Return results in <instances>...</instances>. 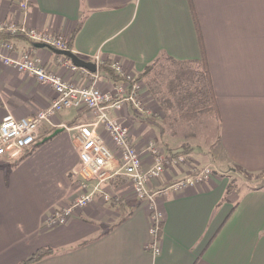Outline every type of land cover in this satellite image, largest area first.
<instances>
[{
    "label": "crops",
    "instance_id": "obj_1",
    "mask_svg": "<svg viewBox=\"0 0 264 264\" xmlns=\"http://www.w3.org/2000/svg\"><path fill=\"white\" fill-rule=\"evenodd\" d=\"M4 19L55 31L80 58L117 59L135 73L162 54L191 61L205 52L220 112L208 163L219 174L250 175L253 184L228 190L227 179L214 175L204 184L158 195L164 213L158 255L146 246L151 237L147 202L132 195L121 173L101 182L95 200L67 222L49 227L46 217L82 191L74 174L79 162L75 127L91 113L64 109L54 119L56 126L46 124L21 157L0 163V264H21L49 248L55 252L31 264H264V186L255 184L264 178V0H30L27 9L18 0H0ZM0 40L10 41L15 55L30 50L67 80L89 82L91 71L65 69L64 55L52 47L20 36ZM97 69L104 75L103 87L118 81ZM54 95L34 76L0 62V123L8 113L33 115ZM145 100L154 103V115L162 109L149 90ZM134 113L130 106L125 115L134 141L162 145L156 134L164 115L158 121L157 115L147 120ZM163 146L169 151L181 145L165 139ZM186 155L202 161L196 150ZM193 162L167 169L155 185L165 187L185 176Z\"/></svg>",
    "mask_w": 264,
    "mask_h": 264
},
{
    "label": "built area",
    "instance_id": "obj_2",
    "mask_svg": "<svg viewBox=\"0 0 264 264\" xmlns=\"http://www.w3.org/2000/svg\"><path fill=\"white\" fill-rule=\"evenodd\" d=\"M29 3L30 0H18L22 9H27ZM0 32L25 37L33 43L46 44L52 48L69 49L68 39L64 35L26 24L19 25L14 20H0ZM0 62L34 76L40 86L51 87L55 94L46 107L37 109L31 116L15 117L11 113L4 116L0 123V157H6L9 161L21 157L40 138L46 124L56 126L54 119L64 109L89 110L91 113L89 121L75 127L79 162L74 174L81 183V194L70 204L57 207L46 217L45 224L51 227L67 222L77 209L95 200V193L101 182L121 173L129 181L133 194L147 202L151 237L146 246L154 255L160 254L164 213L157 200L158 195H170L204 184L214 176L215 170L210 166H191L184 178L165 187L155 185V180L162 178L167 169L184 163L190 164L191 160L186 154L172 155L153 140L143 145L134 141L132 124L125 119L127 109L131 106L135 113L150 111V114H155L151 107H147L141 80L135 77L136 73L116 59L110 62V67L121 78L112 87L102 86L100 82L104 75L98 69L89 73L87 84H79L49 70L30 50L15 55L13 44L6 40H0ZM104 63L101 57L96 56L98 68ZM60 64L70 72L79 69L87 71L66 56L61 59ZM156 115L162 117V109ZM147 157L151 158V163L146 162ZM93 181L96 182L94 188L90 186ZM104 198L110 200L112 196L104 193Z\"/></svg>",
    "mask_w": 264,
    "mask_h": 264
},
{
    "label": "trees",
    "instance_id": "obj_3",
    "mask_svg": "<svg viewBox=\"0 0 264 264\" xmlns=\"http://www.w3.org/2000/svg\"><path fill=\"white\" fill-rule=\"evenodd\" d=\"M7 35L11 36L8 33L0 32V39L7 37ZM69 46L68 42V48L70 49ZM101 68L117 80L121 78L110 67L109 62H105L100 66ZM141 76L148 79V87L151 88V90H148L154 93V95L152 94L154 99L161 106L164 112L163 118H167V114H170L172 103H188L198 119L203 117L199 113L208 111L211 112L212 118L220 120L219 107L205 52L201 59L191 61L176 60L162 54L145 67L141 72ZM189 146L185 142L178 149H170L169 152L174 156L187 154L192 150ZM259 186H264V184H259ZM231 188H233L232 183L229 185L228 190H231ZM54 252L55 250L50 248L40 249L21 264L37 262Z\"/></svg>",
    "mask_w": 264,
    "mask_h": 264
},
{
    "label": "rangeland",
    "instance_id": "obj_4",
    "mask_svg": "<svg viewBox=\"0 0 264 264\" xmlns=\"http://www.w3.org/2000/svg\"><path fill=\"white\" fill-rule=\"evenodd\" d=\"M20 24L22 23H19V25ZM135 77H137L138 80L139 79L141 80L140 84L143 87V96H146L147 90L149 89L148 79L144 76H141V73H136ZM149 90H151V88ZM150 94L154 95L152 91L150 92ZM147 105L148 108L153 107L154 103L153 105L147 103ZM192 110H193L192 107L188 103H175V104L172 103L170 108V114H167L168 115L167 118L161 117L162 122L157 126V134H156L157 139L160 142H162V145L165 144V139L175 141V144L178 146L182 145L185 142L188 143V145H190L189 147L192 150H196L198 152V155H200L202 158V159L200 158L202 161H196V163L191 160V162H193L192 166H197L198 168H202L204 166H210L215 170L214 175L218 176L219 178H226L227 185L228 184L230 185L232 183L233 188L245 189L247 187H251L253 184L252 181L247 180L248 178H250V175L244 176L240 171L234 173L230 170H226L225 172L219 174L218 171H216V169L214 168V165L211 162L208 163L210 161V158H212L213 156L214 145L216 144L218 138V132H217L218 120L212 118L211 112L208 111L205 113H199L201 114V116L203 115V117L201 119H198L197 117H195L194 115L195 113H193ZM149 112H145V113L141 112L134 114L138 115L142 119L155 120L156 115H152L150 114L151 112L150 113ZM161 118L158 117L157 118L158 121H160ZM163 128L166 129L167 132L161 130ZM160 130L162 131V133ZM162 145L160 146L162 147ZM6 161H8L6 157L0 158V163H6ZM187 175L188 173L185 176ZM185 176L177 178L174 181L184 178ZM259 177H260L258 178L259 180L255 182V184H264V178H262V176ZM132 195L135 196L133 192Z\"/></svg>",
    "mask_w": 264,
    "mask_h": 264
},
{
    "label": "water",
    "instance_id": "obj_5",
    "mask_svg": "<svg viewBox=\"0 0 264 264\" xmlns=\"http://www.w3.org/2000/svg\"><path fill=\"white\" fill-rule=\"evenodd\" d=\"M41 47L48 46L46 44H38ZM53 50L60 54L64 55L72 60V62L77 65L78 67L85 68L88 71L95 72L97 68V64L92 61H86L82 58H80L78 55H76L73 51L70 49H57L53 48Z\"/></svg>",
    "mask_w": 264,
    "mask_h": 264
}]
</instances>
